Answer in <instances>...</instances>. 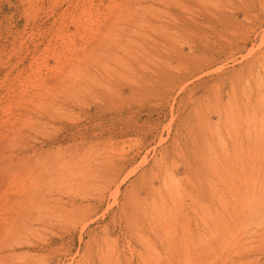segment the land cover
<instances>
[{"label": "rangeland", "instance_id": "obj_1", "mask_svg": "<svg viewBox=\"0 0 264 264\" xmlns=\"http://www.w3.org/2000/svg\"><path fill=\"white\" fill-rule=\"evenodd\" d=\"M263 133L264 0H0V264H264Z\"/></svg>", "mask_w": 264, "mask_h": 264}, {"label": "bare ground", "instance_id": "obj_2", "mask_svg": "<svg viewBox=\"0 0 264 264\" xmlns=\"http://www.w3.org/2000/svg\"><path fill=\"white\" fill-rule=\"evenodd\" d=\"M136 15H138V14H136ZM165 15H168V14L166 13ZM169 15H170V14H169ZM169 17H171V16H169ZM169 17H168V18H169ZM133 19H136V18H133ZM133 19H132V20H133ZM170 19L172 20V18H170ZM129 20H131V19H129ZM141 20H142V19H141ZM136 21H137V20H136ZM146 21H147V20H146ZM169 22H170V21H169ZM132 23H135V22L133 21ZM129 24H130V23H129ZM146 24H147V23H146ZM132 25H134V24H132ZM137 25H138V24H137ZM130 26H131V25H130ZM135 26H136V24H135ZM150 26H152V25H150ZM136 27H138V26H136ZM131 28H132V27H131ZM148 28H149V27H148ZM136 29H137V28H136ZM149 29H150V28H149ZM131 30H132V29H131ZM134 30H135V29H134ZM132 31H133V30H132ZM139 32H140V31H139ZM140 33H141V32H140ZM142 33H143V32H142ZM136 34H137V33H136ZM122 41H123V40H122ZM115 46H116V45H115ZM120 46H121V45H120ZM131 46H132V45H131ZM111 47H112V46H111ZM138 47H139V46H138ZM124 48H125V47H124ZM124 48H123V49H124ZM120 49H122V48H120ZM130 49H131V48H130ZM114 50H115V49H114ZM118 50H119V49H118ZM131 50H132V49H131ZM131 50H130V51H131ZM103 52H104V50H103ZM103 52H100V53L102 54ZM105 52H106V51H105ZM113 52H114L113 50L110 51L111 54L108 52V53H109V56H111ZM136 52H137V51H136ZM108 53H107V54H108ZM134 53H135V52H134ZM105 54H106V53H104V54H102V55H99V54H98V55H99V56H103V55H105ZM115 54H117V53H115ZM95 55H96V54H94V56H95ZM129 55H130V54H129ZM105 56H106V55H105ZM105 56H104V57H105ZM107 56H108V55H107ZM97 57H98V56H97ZM104 57H103V58H104ZM99 58H100V57H99ZM109 59H110V58H109ZM93 61H96V60H93ZM102 61H103V60H102ZM104 61H105V60H104ZM99 62H100V61H99ZM96 66H97V65H96ZM98 67H99V66H98ZM101 67H102V66H101ZM96 69H97V68H96ZM261 126H262V124H261ZM254 128H255V127H254ZM262 132H263V131H262ZM263 134H264V133H263ZM259 135H260V134H259ZM261 136H262V134H261ZM263 138H264V137H263ZM259 141H260V140H259ZM261 141H262V140H261ZM256 143H257V142H256ZM260 144H261V143H260ZM255 146H256V145H255ZM258 149H259V148H258ZM263 149H264V148H263ZM253 150H254V149H253ZM252 153H253V152H252ZM259 153H260V151L258 152V156H259ZM261 153H262V151H261ZM261 153H260V154H261ZM250 154H251V153H250ZM250 154H249V155H250ZM252 155H253V154H251V156H252ZM254 155H255V157H257L256 153H255ZM254 155L252 156L253 158H254ZM261 155H263V153H262ZM261 155H260L259 157H261ZM263 157H264V156H263ZM247 158H248V157H247ZM255 159H256V158H255ZM260 159L263 160L264 158L262 159V157H261ZM243 160H245V159H243ZM243 160H242V161H243ZM248 161H249V160H248ZM248 161H247V162H248ZM250 162H252V161H250ZM262 162H264V160H263ZM242 163H244V162H242ZM242 163H241V164H242ZM256 163H259V162L257 161ZM248 164H249V163H248ZM252 164H254V163H252ZM263 164H264V163H263ZM254 165H256V164H254ZM259 165H260V164H259ZM261 165H262V163H261ZM242 166H244V165L242 164ZM246 166L248 167L247 164H246ZM257 166H258V164H257ZM247 167H245V169H246ZM254 168H255V166H254ZM254 168H252V169L254 170ZM242 169H243V168H242ZM263 169H264V167H263ZM260 170H261V169H260ZM260 170H257V171H260ZM246 171H248V170H246ZM251 171H252V170H251ZM262 171H263V170H262ZM249 172H250V171H249ZM262 173H264V171H263ZM260 174H261V172H260ZM260 174H256V175L258 176V175H260ZM252 175H253V174H252ZM256 175H255V177H254V180H256V179H255V178L257 177ZM245 176H246V175H245ZM262 176H264V175H262ZM243 177H244V176H243ZM260 177H261V176H260ZM240 178H241V177H239V179H240ZM246 178H247V176H246ZM246 178H244V179L246 180ZM263 178H264V177H263ZM237 179H238V178H237ZM252 179H253V177H252ZM258 179H259V176H258L257 180H258ZM261 179H262V177H261ZM257 180H256V181H257ZM259 180H260V179H259ZM242 181H243V180H242ZM250 181H251V180H249V183H250ZM254 182H255V181H254ZM260 182L262 183V186H263V184H264V180H263V182H262V180H261ZM245 183H246V182H245ZM249 183H248V184H249ZM252 183H253V182H252ZM252 183H250L251 185H250V184H249V185L252 186ZM255 183H256V182H255ZM261 183H260V185H261ZM240 184H242V183H240ZM248 184H246V187H247ZM258 184H259V183H258ZM255 185L257 186V183H256ZM242 186H243V185H242ZM250 186H248V188H249ZM253 186H254V184H253ZM253 186H252V187H253ZM262 186H261V187H262ZM252 187H251V188H252ZM254 187H255V186H254ZM258 187H260V186L258 185ZM258 187H257V188H258ZM249 189H250V188H249ZM252 189H253V188H252ZM259 189H261V188H259ZM262 189H264V188H262ZM246 191H247V189H246ZM258 191H261V190H258ZM263 191H264V190H263Z\"/></svg>", "mask_w": 264, "mask_h": 264}]
</instances>
